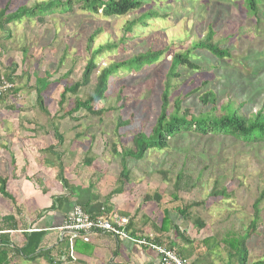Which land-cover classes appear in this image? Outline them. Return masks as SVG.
I'll return each instance as SVG.
<instances>
[{"label": "rangeland", "instance_id": "1", "mask_svg": "<svg viewBox=\"0 0 264 264\" xmlns=\"http://www.w3.org/2000/svg\"><path fill=\"white\" fill-rule=\"evenodd\" d=\"M38 1L43 0H0V10L11 13ZM255 7V11L248 9L243 0H143L140 9L119 17L91 15L74 5L69 12L56 10L45 15L44 22L26 17L9 22L0 28V75L14 69L10 78L19 90L0 101V175L12 174L14 157L20 159L22 153L50 157V152L41 150L55 145L54 151L60 154L56 160L66 166L65 173L73 180L88 181L96 174L111 186L121 170L122 151L133 149V136L149 134L155 123L170 56L192 49L193 42L204 39L209 28L211 40L226 48L228 56L219 61L206 50L192 49L199 68L182 70L173 80L168 108L178 98L180 112H193L201 107L199 97L213 92L217 108L230 102L246 116L258 110L264 113V0H256ZM149 10L157 15L145 19L146 27H138L132 36L124 33L127 20ZM97 28L101 31L89 44L91 48L108 42H114L116 48L96 59L89 85L67 93L59 105L62 87L81 79L86 39ZM123 36L127 37L120 41ZM165 47L169 49L153 64L136 72L120 71L109 79L105 97L91 103V109L100 113L80 110L70 118H56L73 106L74 97L91 95L102 67L148 48ZM63 53V61L58 63ZM38 75L46 76L49 83L41 93L42 109L33 89ZM54 126L61 142L55 138ZM88 159L90 163H86ZM123 162L131 178L126 192L137 201L153 196L154 190L166 200L176 192L183 204L204 200L189 210L191 221L186 228L192 239L213 235L220 240L226 232L239 229L241 222L254 217L252 204L264 186L261 139L246 142L231 136L184 132L171 137L166 148L148 150L141 159L126 156ZM178 174L181 188L175 190ZM215 185L224 188L228 197L208 198ZM2 209L6 206L0 197ZM258 210L256 228L245 242L248 264L264 262V198ZM194 219L204 226H194ZM198 248L203 251L200 245ZM206 260L209 264H239L223 245L212 248Z\"/></svg>", "mask_w": 264, "mask_h": 264}, {"label": "trees", "instance_id": "2", "mask_svg": "<svg viewBox=\"0 0 264 264\" xmlns=\"http://www.w3.org/2000/svg\"><path fill=\"white\" fill-rule=\"evenodd\" d=\"M245 5L250 10H256V0H243ZM76 5L78 9L84 11L91 15H101L105 18L109 17H119L127 15L134 10L140 9L143 5V0H43L33 3L30 6L21 5L17 7L13 12L6 13L5 8L0 10V28L4 29L9 22L15 20H20L23 17L35 18L38 22H44V17L47 14H52L54 11L59 10L61 12H69L72 7ZM157 13L154 10H149L142 13L137 18H132L127 20L125 25L124 33H131L135 35L134 30L138 27L144 28L148 24L145 22L146 18L155 17ZM101 31L100 28L92 31L86 39V52L87 59L84 65L81 79L72 82L69 85H64L60 91L58 104L62 103L66 99L67 93H76L78 89L82 86L89 85L90 76L95 72L96 69V59L104 52H109L116 48L114 42H108L106 45H98L95 48H91L89 44H92L95 36ZM213 31L209 28L204 39L193 42L192 49H203L208 51L211 55L216 57L219 61L228 56V50L226 48H220L216 42L212 39ZM127 36H123L122 39ZM169 47L151 49L148 48L143 52H138L131 54L125 59L119 61H113L107 66L102 67L97 75L95 76V81L92 85V93L86 98L74 97L73 106L69 109L63 110V112L56 118L63 119L64 117H72L73 113H77L80 110L85 111L88 114L100 113L94 112L91 109L92 102H97L105 97V93L109 88V79L120 71H140L144 67H147L154 62H156L162 54H164ZM192 49L177 51L172 54L169 58V64L165 73L163 88L160 95V107L158 114L155 119V123L151 128L149 134L143 132L137 133L133 136V149L126 148L122 151V163L121 170L118 176V186L123 187L130 182L129 170L124 165L123 159L128 156L133 159H141L148 150H161L168 147L169 140L176 134H181L184 132H195L198 135H222L231 136L235 139H240L243 141H254V140H264V113L258 110L251 116H246L240 114L236 108L233 107L232 103H225L218 108L216 107L215 95L213 92H207L199 97V102L201 104L200 109L193 112H180L181 101L176 98L174 104L169 109L168 108V98L170 96V87L173 80L181 76L182 70L194 71L199 68L196 64L197 60L192 54ZM64 58V53L61 55L58 63H62ZM14 69L9 73H4V77L9 81L13 82L10 78ZM47 75V74H46ZM18 76H16L17 78ZM46 76H37L35 78L34 91L36 94V103L40 105L42 109V95L41 93L47 89L49 83L46 80ZM19 89L13 87L6 91L0 101H5L11 96L16 94ZM104 111V110H102ZM46 115L49 113L44 110ZM73 119V118H72ZM101 119V118H100ZM126 122H123V124ZM53 132L55 138L58 142L62 141L61 135L57 132V128L53 127ZM55 145H49L44 149L45 152H50L53 154ZM60 156V155H59ZM57 154V157L59 159ZM91 159H88L86 163H90ZM13 163V161H12ZM181 174H178V181L174 184L175 190L181 188L179 181ZM64 186L69 188L68 181L61 178ZM6 178L0 176V194L4 197L10 198V195L6 191ZM184 187L186 182H182ZM217 184V183H215ZM193 186V185H192ZM188 189V188H187ZM119 193L121 188L118 189ZM164 194H161L159 190L155 191L153 196H146L143 201H154L159 204L158 208L163 211L164 219L162 220V226L160 227V233L167 231L165 224L167 223L168 214L170 211L181 216L184 220L188 222L191 221V214L189 212L190 208L195 205H200L205 203L204 200L198 201L192 204H183L177 197L176 192L172 193L171 199H164ZM216 196L228 197V193L224 188L219 189L216 185L213 187L209 193L208 198ZM264 198V186L255 197V201L252 204L254 217L248 220V222H241L239 229L231 230L226 232L225 235L218 240L216 236H205L201 239L194 240L189 239L187 234L184 232L180 234L182 236L183 248L180 249L175 242H168L164 244L163 239L156 238L155 243L165 245L170 249H174L179 255L184 257L187 264H209L206 260L208 255L210 256L212 248H219L223 245L225 251L229 257L236 256L238 258L239 264H248L247 261V249L245 242L250 236V234L256 228V221L258 219V208L260 202ZM171 209V210H168ZM9 222L13 227H15L14 220L11 216H3L0 218V222ZM193 225L197 228H202L204 223L199 219L193 220ZM4 224L0 225V264H9L10 258L9 253L16 252L27 260H35L40 256H45L47 262H53V259L47 253L40 252L39 244L40 239L43 235L42 231H33L25 235V241L21 247L10 246L9 235L2 228ZM13 229V228H12ZM15 229V228H14ZM178 232V229H175ZM199 245L202 247L203 251L199 252ZM180 249V250H179ZM193 257V258H192ZM227 264V263H225ZM252 264H264L262 261H256Z\"/></svg>", "mask_w": 264, "mask_h": 264}, {"label": "crops", "instance_id": "3", "mask_svg": "<svg viewBox=\"0 0 264 264\" xmlns=\"http://www.w3.org/2000/svg\"><path fill=\"white\" fill-rule=\"evenodd\" d=\"M44 149L41 150L43 153ZM49 155L36 158L22 153L20 159L14 157L12 160V174L0 175L6 178V191L10 195L7 198L0 194L6 206L0 211V218L11 216L15 227L2 221L0 225H5L2 228L9 235L10 246L18 248L24 243L26 234L42 231L38 250L43 253L49 251L53 262H47L45 256L32 261L10 252L9 264H157L156 252L149 247L101 232L91 234L88 241L75 238L69 253L68 237L59 227L74 205L81 206L91 216L117 213L128 217L126 231L135 238L153 242L162 238L164 244L173 241L180 249L183 248L181 233L192 239L186 228L188 221L173 211L168 214L167 231L161 234L159 231L165 217L158 208L159 204L132 198L125 185L118 186V176L111 186L102 183L101 176L96 174L88 181L73 180L65 173L66 166L56 160V150ZM61 178L68 181L69 188L64 186ZM200 237L196 235L194 240Z\"/></svg>", "mask_w": 264, "mask_h": 264}, {"label": "built area", "instance_id": "4", "mask_svg": "<svg viewBox=\"0 0 264 264\" xmlns=\"http://www.w3.org/2000/svg\"><path fill=\"white\" fill-rule=\"evenodd\" d=\"M13 87V82H9L3 75H0V98ZM128 221V217L120 216L117 213L91 216L81 206L74 205L59 230L68 237L69 253L72 252L71 245L75 238L88 241L91 234L101 232L114 237L127 238L138 245L149 247L156 252L157 264H187L186 259L174 249L144 238L130 236L126 231Z\"/></svg>", "mask_w": 264, "mask_h": 264}]
</instances>
